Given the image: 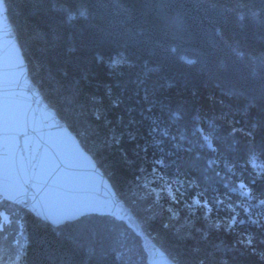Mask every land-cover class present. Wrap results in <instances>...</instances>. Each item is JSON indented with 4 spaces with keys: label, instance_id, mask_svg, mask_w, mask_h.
<instances>
[{
    "label": "trees",
    "instance_id": "trees-1",
    "mask_svg": "<svg viewBox=\"0 0 264 264\" xmlns=\"http://www.w3.org/2000/svg\"><path fill=\"white\" fill-rule=\"evenodd\" d=\"M5 2L33 84L167 256L264 264V0ZM0 202V264H146L134 233L96 238L128 233L116 217L54 228Z\"/></svg>",
    "mask_w": 264,
    "mask_h": 264
},
{
    "label": "water",
    "instance_id": "water-1",
    "mask_svg": "<svg viewBox=\"0 0 264 264\" xmlns=\"http://www.w3.org/2000/svg\"><path fill=\"white\" fill-rule=\"evenodd\" d=\"M0 199L54 227L90 214L117 215L148 238L142 243L147 264H176L133 222L90 154L33 84L4 0H0Z\"/></svg>",
    "mask_w": 264,
    "mask_h": 264
},
{
    "label": "rangeland",
    "instance_id": "rangeland-1",
    "mask_svg": "<svg viewBox=\"0 0 264 264\" xmlns=\"http://www.w3.org/2000/svg\"><path fill=\"white\" fill-rule=\"evenodd\" d=\"M5 1V0H4ZM7 7V6H6ZM15 33V32H14ZM16 35V34H15ZM20 45V44H19ZM22 50V49H21ZM30 77V76H29ZM42 95V94H41ZM43 97V96H42ZM44 99V98H43ZM59 118V117H58ZM60 119V118H59ZM64 124V123H63ZM65 125V124H64ZM66 126V125H65ZM67 127V126H66ZM68 128V127H67ZM69 129V128H68ZM74 134V133H73ZM74 136L76 137V135L74 134ZM77 138V137H76ZM77 140H78V138H77ZM78 143L80 144V141L78 140ZM80 146H81V148L83 149V147H82V145L80 144ZM84 150V149H83ZM85 151V150H84ZM85 152H87V151H85ZM88 153V152H87ZM89 154V153H88ZM91 156V155H90ZM92 157V156H91ZM93 159V158H92ZM94 160V159H93ZM94 163H95V165H96V167H98V169L100 170V172L104 175V177L105 178H107V180H108V182L110 183V181H109V179H108V177H106L105 176V174L103 173V170H102V168H100L99 166H98V164L96 163V161L94 160ZM147 180V182L148 183H144L143 185H141L142 186V189H143V191H144V194H143V197L141 196V198L139 197V195H136L135 197H136V199H138V200H140V201H143V202H141V204L139 205V210H141V211H146L147 213H150L151 212V210H152V208L154 207V204H155V211H157L158 210V202L157 201H155L156 200V197H155V195H156V191H157V187L155 186L156 184L153 182V180H151V179H146ZM110 185H111V187L113 188V190H114V187L112 186V184L110 183ZM114 192H115V190H114ZM115 195H116V197L118 198V200L119 201H121L122 202V204L129 210V212L130 213H132V216L134 217V218H136V216H135V214L132 212V209L128 206V204H126V202H124V200H122V198L120 197V196H118V194L115 192ZM145 197V198H144ZM11 205H13V204H11ZM0 206H5L3 203H1L0 202ZM14 206V205H13ZM160 207H161V205H160ZM10 209H12V210H10L9 212H11V213H13L14 214V216H16L17 215V213L18 214H20V209L21 208H17V206H15V207H10ZM5 210V209H4ZM22 210V209H21ZM162 210H164V211H166V212H169L170 211V218L174 221V222H176V224H178L177 223V220L175 219V217H174V212H173V210H171V209H169V208H166L165 207V209H163V207H162ZM22 212H24V211H22ZM158 213V212H157ZM159 214V213H158ZM91 215H94V214H91ZM95 215H101V214H95ZM88 216H90V215H85V216H81V217H79V218H77L76 220H74V221H72V222H76L77 220H80L81 218H84V217H88ZM103 216H110V215H103ZM9 217H11V215H9L7 212H6V210L5 211H3V210H1V215H0V219H2L3 220V222H6V221H8L9 220ZM111 217H113V216H111ZM115 217V216H114ZM137 219V218H136ZM2 220H1V222H0V228H1V225H2ZM117 220H119L120 221V223L125 227V228H127L128 229V233H126V234H123V235H121L120 236V238L118 237V234L115 232V231H117V226H112V225H109L107 228H105L104 230H105V236H103L102 234H98V236L96 237V238H98V237H101L100 239L101 240H98L100 243H103V244H105L106 242H108V241H116V240H119V242H121L124 238H128V239H126V243H124V245H125V248L126 247H129L130 245H132L133 244V242L137 239L136 237H134L133 238V233L136 235L137 233L136 232H134V230H133V228L129 225V223L126 221V220H124L123 218H117ZM21 221V220H20ZM87 221H89V219H85V220H81V223L83 224V226L85 225V222H87ZM137 221H138V219H137ZM66 223H71V222H66ZM65 223V224H66ZM138 223H139V221H138ZM76 224H78V223H76ZM140 224V223H139ZM140 228H141V224H140ZM0 230H2V229H0ZM141 230L143 231V233L146 235V236H148V234L141 228ZM182 231V230H181ZM21 233H23L22 232V229H21ZM181 234H183L182 232H180ZM6 235H8V236H11V237H13L14 239L16 238L14 235H13V233H11V232H9V233H5ZM112 236L113 237V239L112 240H109L108 239V236ZM150 239H151V237L150 236H148ZM188 239V238H187ZM140 240V239H139ZM152 240V239H151ZM153 241V240H152ZM140 242V244H141V246H142V249H143V245H142V242H141V240L139 241ZM154 242V241H153ZM100 243H97V244H99L100 245ZM155 243V242H154ZM85 244V243H84ZM92 244H95V243H88V247L90 248V246L92 245ZM156 244V243H155ZM157 245V244H156ZM158 246V245H157ZM159 247V246H158ZM160 248V247H159ZM122 249H124V247L122 248ZM143 252H144V254H145V256H146V253H145V251L143 250ZM124 257H126V256H124ZM146 259H147V256H146ZM132 261H134V260H132ZM135 262H140V263H144L145 262V260H143V259H138V260H135ZM174 262V261H173ZM175 263V262H174ZM119 264V263H118ZM121 264H133L132 262H131V260H129V262L128 261H123ZM134 264H137V263H134ZM146 264H147V260H146Z\"/></svg>",
    "mask_w": 264,
    "mask_h": 264
},
{
    "label": "bare ground",
    "instance_id": "bare-ground-1",
    "mask_svg": "<svg viewBox=\"0 0 264 264\" xmlns=\"http://www.w3.org/2000/svg\"><path fill=\"white\" fill-rule=\"evenodd\" d=\"M8 20H9V22H10V19L8 18ZM11 23V22H10ZM12 25V24H11ZM14 30V29H13ZM17 37V36H16ZM18 39V38H17ZM197 92H200V91H196V93ZM211 102V101H210ZM107 179V178H106ZM108 181V180H107ZM111 183V182H110ZM102 188H103V186H102ZM104 189V188H103ZM135 219V220H134ZM133 222L136 224V223H138V221H137V219L136 218H133ZM139 224V223H138ZM135 232H137L136 230H134ZM137 235V237H139V239L141 240V242L143 243L144 241H146L148 238L147 237H145V236H142L140 233H138V234H136ZM161 249V248H160ZM160 249H159V251H160ZM162 250V249H161ZM163 251V250H162ZM163 253H165L164 251H163ZM165 255L167 256V254L165 253ZM155 255L153 254V253H151V257L153 258ZM168 257V256H167ZM169 258V257H168ZM170 259V258H169ZM171 260V259H170Z\"/></svg>",
    "mask_w": 264,
    "mask_h": 264
},
{
    "label": "clouds",
    "instance_id": "clouds-1",
    "mask_svg": "<svg viewBox=\"0 0 264 264\" xmlns=\"http://www.w3.org/2000/svg\"><path fill=\"white\" fill-rule=\"evenodd\" d=\"M250 191V190H249ZM261 203H264V201H261Z\"/></svg>",
    "mask_w": 264,
    "mask_h": 264
}]
</instances>
